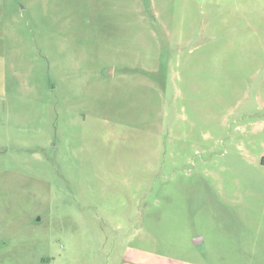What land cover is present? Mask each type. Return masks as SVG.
<instances>
[{"label": "rangeland", "instance_id": "374dc122", "mask_svg": "<svg viewBox=\"0 0 264 264\" xmlns=\"http://www.w3.org/2000/svg\"><path fill=\"white\" fill-rule=\"evenodd\" d=\"M0 264H264V0H0Z\"/></svg>", "mask_w": 264, "mask_h": 264}, {"label": "water", "instance_id": "95a60500", "mask_svg": "<svg viewBox=\"0 0 264 264\" xmlns=\"http://www.w3.org/2000/svg\"><path fill=\"white\" fill-rule=\"evenodd\" d=\"M196 243H200V240L198 239V240H196Z\"/></svg>", "mask_w": 264, "mask_h": 264}]
</instances>
